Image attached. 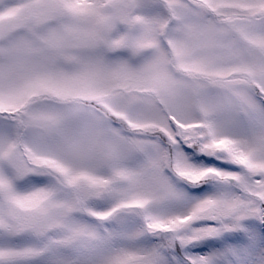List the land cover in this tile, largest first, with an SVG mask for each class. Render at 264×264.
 <instances>
[{
	"label": "snow or ice",
	"instance_id": "6c2138e0",
	"mask_svg": "<svg viewBox=\"0 0 264 264\" xmlns=\"http://www.w3.org/2000/svg\"><path fill=\"white\" fill-rule=\"evenodd\" d=\"M0 264H264V0H0Z\"/></svg>",
	"mask_w": 264,
	"mask_h": 264
}]
</instances>
